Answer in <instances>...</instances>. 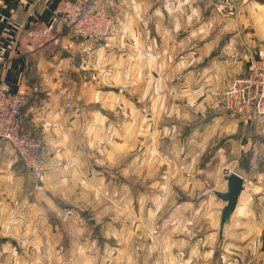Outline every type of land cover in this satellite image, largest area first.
Segmentation results:
<instances>
[{"label":"crops","instance_id":"crops-1","mask_svg":"<svg viewBox=\"0 0 264 264\" xmlns=\"http://www.w3.org/2000/svg\"><path fill=\"white\" fill-rule=\"evenodd\" d=\"M58 1L0 0V81L28 96L25 131L38 136L42 144L44 171L39 184L54 183L53 176L58 180L55 171L60 168L67 176L64 183H68L71 170L82 165L74 158L81 152L75 141L96 136L92 122L103 118L111 105L130 104L124 91L135 87L131 82L137 81L138 102L145 106L146 122L153 121L156 126L166 111L175 118L173 124L180 126L178 121L185 120L187 144L182 149L185 154H194L189 159L199 167L207 161L214 162L216 168L239 162L238 171L233 172L243 177L246 190L245 176L264 163V115L243 116L221 110L218 94L234 77L246 73L250 59L264 46V0H88L106 7L114 22L123 26L114 28L98 43L69 34L54 12ZM184 28L187 36H178ZM175 55L182 58L176 65L171 60L167 70L171 75L182 69L183 80L178 84L170 75L167 79L172 81L173 90L185 87V96L177 102H164L162 57ZM117 88L121 91L116 93ZM196 89L214 90V96L197 99ZM180 107L186 112L180 114ZM213 109L212 119L207 121L206 113ZM86 119L90 120V131L81 123ZM157 129L150 134L159 136ZM28 174L11 144L0 141V264H48L45 257L51 248L50 235L56 230L49 221L51 199L45 190L29 189L34 181ZM256 179L264 184V175ZM215 190H226L223 176L222 186L212 193ZM242 192L222 234L218 232L217 244H211L212 231L208 230L201 241L189 242L192 252L186 263H210L215 248L214 252L223 250L220 264H244L242 258L227 254L239 256L245 252L250 259L245 264H264V205L258 213L253 206L248 207V197L240 200ZM251 194L250 198L264 202L263 194ZM215 197L222 203L220 217L224 201ZM247 232L253 233L249 247L243 245ZM37 233L39 236H35ZM173 244L177 251L179 243L172 240L171 248ZM144 247L156 249L162 244L155 240ZM177 252L171 255L175 264H179ZM114 259L109 258L106 264H114ZM150 259L144 255L140 262L148 264ZM123 261L137 264V258L131 256ZM88 264L102 263L96 258L95 263Z\"/></svg>","mask_w":264,"mask_h":264},{"label":"rangeland","instance_id":"rangeland-1","mask_svg":"<svg viewBox=\"0 0 264 264\" xmlns=\"http://www.w3.org/2000/svg\"><path fill=\"white\" fill-rule=\"evenodd\" d=\"M114 28L120 29L123 26L113 22L109 34ZM178 36H187L186 28L181 29ZM162 58L161 70H164L166 76L161 89L164 102H177L181 96H185L182 92L186 88L173 90L172 81L169 80L173 77L174 82L179 84L184 72L180 69L179 73L170 75L167 67L171 60L176 65L177 60L182 57L175 55L173 58ZM131 84L135 87L129 90L122 88L126 89L125 96L131 103L111 105L103 118L92 122L95 123L93 128L96 136L82 138V142L80 138L79 142L75 141L81 152L74 155V158H78L76 160L81 161L82 165L79 163L75 166L76 170H71L67 184L64 183L67 176L61 168L55 171L58 180H54L53 176L54 183L48 185L39 184L40 174L44 171L43 162L42 169L36 175L26 168L27 173L31 174L28 176L34 181L29 189L32 188V192L45 190L51 199L52 213L49 221L56 230L50 235L51 248L45 257L48 264H88L95 263L96 258L102 264L109 262V258H115L114 264H126L123 258L128 256L137 258V264H141L140 260L144 255L151 258L148 264L152 261V264H175L176 260L172 259L173 263L171 262V255L177 251L178 263L189 264L186 263L192 252L189 242L201 241L210 229L211 244L218 242L219 206L222 203L216 199L212 189L220 188L222 172L225 169L236 171L239 169V162H227L223 168H216L214 162L208 161L204 166L200 162V167L194 164L189 159L194 154H185L182 149L187 144L185 120L178 121L180 126L173 124L172 120L175 118L171 119L166 111L162 121L157 122L156 126L153 121L146 122L145 106L138 102V83L133 81ZM115 91L117 93L121 89L117 88ZM213 91L196 89L195 96L197 99L214 96ZM171 95L173 100H170ZM218 98L219 108L225 110L222 106V92L218 94ZM181 107L180 114L185 113L186 110ZM99 108L102 109L103 106ZM139 108L143 110L141 117ZM214 110L216 109L206 113L207 121L212 119L210 117ZM148 112L147 106V114ZM81 123L84 130L90 131L89 119ZM156 127L160 132L157 137L150 134ZM196 141L198 137L195 138V144ZM254 169L248 177L245 176L248 179L245 182L246 190H243L240 200L248 197V207L253 206L260 213V206L264 202L248 195H264V184L256 179V176L264 175V163ZM59 177L60 183H63L61 185ZM254 177L256 180H251ZM250 181L253 186L249 184ZM246 202L244 200L245 204ZM60 211L66 215L59 214ZM250 226L248 224L247 227ZM245 235L248 238L243 245L249 247L253 233L247 232ZM155 240L161 242V248L144 247L146 242ZM172 240L173 243H179L177 251L175 244L171 248ZM213 250L208 264L222 263L220 256L223 255V250ZM41 251L33 250L34 253ZM227 255L237 260L242 258L244 264L250 260L246 258V252L239 256L233 253Z\"/></svg>","mask_w":264,"mask_h":264},{"label":"built area","instance_id":"built-area-1","mask_svg":"<svg viewBox=\"0 0 264 264\" xmlns=\"http://www.w3.org/2000/svg\"><path fill=\"white\" fill-rule=\"evenodd\" d=\"M55 14L60 16L69 34L99 42L112 29L114 18L106 7L88 0H59ZM28 96L15 92L0 81V141H7L31 174L42 169V144L38 136L25 131L29 117L25 112ZM65 106H70L66 102ZM222 106L231 113L260 117L264 115V46L252 57L245 74L234 77L222 92ZM49 126V122H43ZM232 171L225 169L222 176Z\"/></svg>","mask_w":264,"mask_h":264},{"label":"water","instance_id":"water-1","mask_svg":"<svg viewBox=\"0 0 264 264\" xmlns=\"http://www.w3.org/2000/svg\"><path fill=\"white\" fill-rule=\"evenodd\" d=\"M226 182V190L225 191H214L213 193L224 201V205L220 210L219 217V235L222 234V230L224 225L227 224L231 214L233 213L238 198L244 189V179L242 176L237 174L236 172H231L229 175L224 177Z\"/></svg>","mask_w":264,"mask_h":264}]
</instances>
